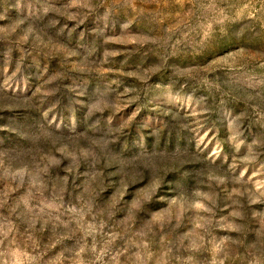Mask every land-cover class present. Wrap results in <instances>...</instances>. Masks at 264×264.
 Here are the masks:
<instances>
[{
  "label": "rangeland",
  "instance_id": "rangeland-1",
  "mask_svg": "<svg viewBox=\"0 0 264 264\" xmlns=\"http://www.w3.org/2000/svg\"><path fill=\"white\" fill-rule=\"evenodd\" d=\"M0 264H264V0H0Z\"/></svg>",
  "mask_w": 264,
  "mask_h": 264
}]
</instances>
